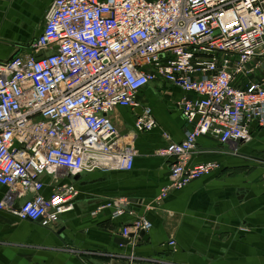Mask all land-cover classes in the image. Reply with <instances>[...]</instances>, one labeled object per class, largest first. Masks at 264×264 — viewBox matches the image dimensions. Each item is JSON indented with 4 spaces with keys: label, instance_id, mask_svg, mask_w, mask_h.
Masks as SVG:
<instances>
[{
    "label": "built area",
    "instance_id": "built-area-1",
    "mask_svg": "<svg viewBox=\"0 0 264 264\" xmlns=\"http://www.w3.org/2000/svg\"><path fill=\"white\" fill-rule=\"evenodd\" d=\"M263 62L264 0H55L30 53L0 60V211L49 227L73 210L75 176L132 170L136 135L157 120L146 108L122 135L109 115L158 78L186 93L188 127L157 151L170 161L162 202L220 168L190 165L199 138L237 151L264 127ZM102 208L134 214L124 200ZM151 228L136 218L122 235L135 246Z\"/></svg>",
    "mask_w": 264,
    "mask_h": 264
},
{
    "label": "crops",
    "instance_id": "crops-1",
    "mask_svg": "<svg viewBox=\"0 0 264 264\" xmlns=\"http://www.w3.org/2000/svg\"><path fill=\"white\" fill-rule=\"evenodd\" d=\"M54 1L0 0V60L30 53ZM7 9L16 21L4 26ZM263 73L264 62L257 75ZM185 95L158 78L138 92V106L116 107L109 116L122 135L134 132L146 108L157 125L136 135L132 170L77 175L73 210L51 226L0 211V264H264V127L253 125L252 140L237 151L232 142L199 138L190 165L217 162L220 168L156 201L170 167L157 151L168 143L164 133L174 142L185 138L188 127L178 105ZM111 199L127 201L134 214L114 217L113 209H100ZM136 218H146L152 228L132 246L122 229Z\"/></svg>",
    "mask_w": 264,
    "mask_h": 264
},
{
    "label": "rangeland",
    "instance_id": "rangeland-1",
    "mask_svg": "<svg viewBox=\"0 0 264 264\" xmlns=\"http://www.w3.org/2000/svg\"><path fill=\"white\" fill-rule=\"evenodd\" d=\"M8 11H9V12H8ZM5 13H6V14L2 15L3 25L5 24L4 26H8L9 22H10V23H13L12 21H16V20H14L13 17L10 16V14H9V13H11L10 10H8V9L5 10ZM12 14H13V13H12ZM43 25H44V20H43V21L41 22V24L39 25L40 29H42Z\"/></svg>",
    "mask_w": 264,
    "mask_h": 264
},
{
    "label": "water",
    "instance_id": "water-1",
    "mask_svg": "<svg viewBox=\"0 0 264 264\" xmlns=\"http://www.w3.org/2000/svg\"><path fill=\"white\" fill-rule=\"evenodd\" d=\"M19 54V52H16V53H14L11 57H10V59L9 60H12L15 56H17ZM77 178V176H75V179ZM144 235V232H142L141 233V236H143Z\"/></svg>",
    "mask_w": 264,
    "mask_h": 264
}]
</instances>
